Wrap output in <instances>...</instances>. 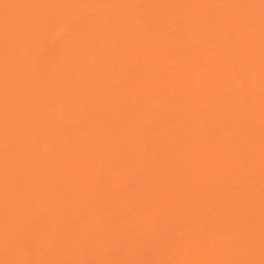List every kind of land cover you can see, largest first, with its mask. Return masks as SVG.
Returning a JSON list of instances; mask_svg holds the SVG:
<instances>
[{
  "label": "bare ground",
  "instance_id": "6f19581e",
  "mask_svg": "<svg viewBox=\"0 0 264 264\" xmlns=\"http://www.w3.org/2000/svg\"><path fill=\"white\" fill-rule=\"evenodd\" d=\"M0 264H264V0H0Z\"/></svg>",
  "mask_w": 264,
  "mask_h": 264
},
{
  "label": "rangeland",
  "instance_id": "374dc122",
  "mask_svg": "<svg viewBox=\"0 0 264 264\" xmlns=\"http://www.w3.org/2000/svg\"><path fill=\"white\" fill-rule=\"evenodd\" d=\"M126 215H127V213H126Z\"/></svg>",
  "mask_w": 264,
  "mask_h": 264
}]
</instances>
